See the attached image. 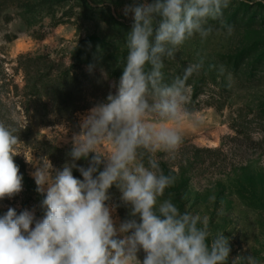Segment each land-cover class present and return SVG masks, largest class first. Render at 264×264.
Segmentation results:
<instances>
[{
  "label": "rangeland",
  "instance_id": "rangeland-1",
  "mask_svg": "<svg viewBox=\"0 0 264 264\" xmlns=\"http://www.w3.org/2000/svg\"><path fill=\"white\" fill-rule=\"evenodd\" d=\"M132 3L0 0V121L17 129L21 154L14 162L23 177V190L0 201V215L13 207L18 213L35 209L42 218L43 196L36 191L33 164L49 160L61 168L69 159L80 116L114 93L119 81L109 77L105 66H93L91 72L88 66L74 68L72 51L125 42L132 15L125 16L124 9ZM252 15L258 16L255 23ZM262 17L264 0H231L223 15L234 27L231 36L220 21L210 20L213 31L206 39L197 34L180 48L177 53L188 56V63L202 60L204 67L212 68L208 75H215L211 81L216 86H205L200 107L190 111L194 119L179 126L183 143L175 158L156 153L163 172L176 178L161 199L170 198L181 212L208 216L211 233L229 238L228 264L237 255L249 254L264 264V135H251L264 133V52L251 49L254 41L264 39ZM242 53L248 55V65L236 73L228 61ZM67 72L71 77L62 78ZM92 155L76 163L87 167ZM73 175L82 179L76 169ZM109 194L112 203L119 202L115 186ZM127 214V208L119 207L114 216L122 221Z\"/></svg>",
  "mask_w": 264,
  "mask_h": 264
},
{
  "label": "clouds",
  "instance_id": "clouds-1",
  "mask_svg": "<svg viewBox=\"0 0 264 264\" xmlns=\"http://www.w3.org/2000/svg\"><path fill=\"white\" fill-rule=\"evenodd\" d=\"M230 3L133 0L125 7L132 24L115 92L80 116L61 168L49 160L33 164L25 158L35 167L31 175L43 196V216L13 207L0 215V264H228L229 238L211 233L208 216L181 212L170 198L161 199L176 178L163 172L156 153L175 158L183 143L179 126L194 119L188 81L203 69L202 60L190 63L181 76L165 82V59H174L197 34L206 39L213 31L210 20L220 21L231 36L234 27L223 21ZM218 71L223 75L224 66ZM11 119L18 120L14 112ZM16 132L0 121V201L23 190L14 162L21 154ZM251 135L257 139L264 133ZM90 154L87 167L76 163ZM113 186L120 193L118 203L109 194ZM119 207L128 209L122 221L114 216ZM231 264L259 262L249 254L237 255Z\"/></svg>",
  "mask_w": 264,
  "mask_h": 264
},
{
  "label": "trees",
  "instance_id": "trees-1",
  "mask_svg": "<svg viewBox=\"0 0 264 264\" xmlns=\"http://www.w3.org/2000/svg\"><path fill=\"white\" fill-rule=\"evenodd\" d=\"M257 17V15H252L250 17V21L255 23L257 21ZM260 20V25H262L261 28H264V17H262ZM251 49H260L262 54L264 52V39L254 41V43H252ZM126 54L127 49L125 46V42L120 41L111 42V44H103L93 49L77 47L72 51L73 67L82 68L89 65L105 66L107 68L109 77L119 79L122 75V68L124 66ZM181 55L179 53H176L174 59H165V67L163 69L165 82H170L176 76H181L184 72V69L190 64L188 63L190 58L185 54ZM183 56H186L187 60L184 59ZM247 56V54L245 55L242 53V57H240L239 59L235 58L234 61H232L230 58L228 61V65L230 64V62H233V71L238 73L241 70L239 69V67L243 66V64H247L245 61ZM211 70L212 68L210 66H203V69L198 74L193 75L189 79L188 83L193 88L192 99L188 105L189 111H193L196 108L200 107V95L204 91L205 86L211 83V85H215V83L211 81L212 78H216L215 75H212V73L211 75H208L209 71L211 72ZM66 77H71L70 72L64 73V75L62 76V78ZM35 84L37 85V83Z\"/></svg>",
  "mask_w": 264,
  "mask_h": 264
}]
</instances>
